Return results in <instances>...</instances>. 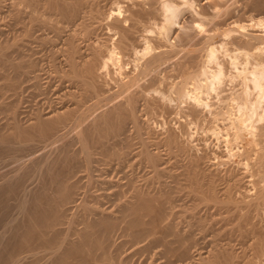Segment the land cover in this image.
I'll return each mask as SVG.
<instances>
[{"label":"bare ground","instance_id":"6f19581e","mask_svg":"<svg viewBox=\"0 0 264 264\" xmlns=\"http://www.w3.org/2000/svg\"><path fill=\"white\" fill-rule=\"evenodd\" d=\"M74 1L75 4L73 3V6H70L71 10L68 8L69 12L66 13L64 20H66V23H71L72 27L74 25L79 28L82 32V39L84 38L85 41L88 42L86 43L88 52L85 55L86 57L84 56L85 59L81 67L79 65V68L75 61L76 54L79 51L72 41L74 40L72 37L74 31H77L74 27L67 36V47L64 50L67 56V65H69L68 71H71V76L68 78H71L72 81L74 80L75 83L78 84V88H80L79 91L81 90L79 95L80 98L74 101L78 100L77 102L79 104L81 102L84 104L87 100L93 99L94 102L92 101L91 110L88 108L89 111L87 112L89 113H81L80 111L78 114L79 109L77 112L78 115H76L73 111L77 108H74V110L71 109L72 111H65L62 109V111L46 115V118H43L45 115L41 119L37 116L38 122L36 127V123L34 124V127L37 129L39 127L40 130L43 127L46 128L45 134L44 132L42 134L45 137L42 136L41 139L46 138V134H49L48 136L50 137L52 134L55 136L54 139H48L43 145L41 144L42 147H39L40 145H38V143L37 145L40 150L43 147L46 148L51 145L50 148L41 150V152L36 155H34V153H36L39 148L35 150V147H32L33 149H29L30 151L27 149L29 152L25 154V156H27L26 161L25 158L23 159L24 155L16 157L18 165L14 172L8 176L0 177V180H2V184H0V193H11L17 186L20 187L18 202L14 207L18 215L24 216L27 212L29 213V210H31V203L40 202L42 200L41 198L45 201L44 206H39V203L34 204L35 206L32 204L34 209L37 210L38 208V211L41 212L37 213L36 211L38 215L36 214L37 217L35 216V218L38 220L35 222H37L36 224L39 228L35 235H31L30 245L27 247L25 246L26 248L22 250H16V253H7V264H21L29 257L36 262L45 258L47 261L51 260L55 263H60L69 258L72 260V256L73 260H77L81 264L83 263L82 261L86 260L85 258L83 259L84 254H82V251H85V248L88 251V247L90 248L93 246H89L90 244H96V242L100 241L97 236H94L98 233L94 234L95 232L92 230L94 229L93 227L107 222V228H111L112 222L108 221V218L111 217L105 212V209H100V205L102 204L99 198L96 197V195L90 197L88 194L90 188L88 187L89 189L87 190L85 184L81 185L79 181L81 178L85 177L86 180L84 183H86V186H89L93 181L97 180L96 178L94 180L95 175L93 172L96 170V162L99 159L96 160L97 157L94 158L95 154L107 156L108 163L116 160L120 162L119 166H122V162L127 159V153L129 152L125 150L127 149L128 143L124 141L125 139H123L121 135L128 130V123L133 126L132 128L137 130L136 128L139 127V113L142 114L143 112L144 114H148L149 109L154 110L151 108L154 102L164 105L170 103L181 105L186 103L185 105L189 108V111L187 109L189 112L187 115H193V118L197 120L198 118L200 120V117L201 119L202 117H209L211 118L209 120H213V123L214 121H217L216 123L221 121L222 123L220 124H222V127H215L213 125L215 128H213L212 133L215 134L217 138H222L221 140L225 142L228 148V153L237 158L236 163H240V165L243 164L246 169L249 168L248 171L250 170L251 177H258V180L254 177V179L257 180V182H255V180L253 181L255 184L258 183L259 179L261 182L264 181V0H126V4H122L123 0H115L116 7L114 10L110 11V13L108 12V15H105L97 9L95 10L93 7L95 6V0H91V4L85 1L86 5L88 4L87 7H89V23H85V21L79 17L81 16L79 12H81V8L83 7V5L80 6L82 1L80 0V4L79 0H77V4L76 0ZM55 2L56 0H54L53 3ZM86 5H84L85 9H88ZM79 7H81L80 10ZM237 10L238 12L241 11V13L250 12L251 19L249 18V20L252 22L240 24L238 20L234 19V12L237 14ZM184 11L188 12L189 15L186 17L187 19L183 18L181 22L180 19ZM46 19L47 18H45V20ZM243 19L245 18L243 17ZM50 21L51 20H49V22ZM241 21L242 20H240V22ZM61 23L63 24V22ZM61 23L58 24L57 22V24L62 27L63 25ZM152 23L155 24V26L152 25L154 30H152L150 26ZM58 25L56 26L60 27ZM175 26L177 27L175 28ZM96 29H103L106 31L105 35L107 34V38L101 41L99 40L100 38L95 42L91 41L90 38H92V33H95L97 31ZM60 30L56 31L59 33ZM79 30L77 31L78 33H80ZM60 32L62 33V31ZM198 43L199 45L201 44L199 47H197ZM3 49H0V59L3 60V62L0 63L2 64L7 61H5L6 58L4 57L6 54H4ZM109 61L113 65L116 64L115 66H118L117 68L119 71L123 65L124 67L121 71H125L126 64L130 67L129 72L126 71L125 73L127 79H125V83L121 85L123 86V90L120 92L122 96L120 98L118 97L119 99L116 102L111 101V98H113L111 93L109 95L101 92L103 89H99L96 82L97 70L100 69V67L104 68L107 63L110 64ZM9 65L15 71L21 68L19 62H10ZM106 68L107 67H105V69ZM19 72H21V70ZM225 81L230 82H228V84L226 83L227 85L231 84L229 89H226V93L223 91ZM222 92H224V94H220ZM72 95L71 98L73 100L74 95L73 97ZM212 95H215V101H212ZM102 106L105 107L101 109L100 107ZM98 108L101 109L100 112H94ZM92 111L97 115L94 116V114L89 122H85L88 121L86 120L89 118L88 116H90L91 113L93 114ZM187 115L185 114V116ZM72 117H74L73 120L76 118L77 121H75V123L72 122V126L64 129V124ZM193 120H191V122ZM197 120H195V122ZM16 126H14V128ZM44 130L45 129H43V131ZM39 131L37 130V132ZM41 132L42 131H40V135ZM38 135L39 133L37 136ZM172 136H168L167 143L176 142L175 139L173 140L174 136ZM26 138H28V135ZM22 140L21 138V141ZM44 140L45 139L42 141ZM42 141H40V143ZM56 142H59V144ZM25 143L27 144V142ZM75 143L77 145L79 144V148L74 151L72 146H74ZM28 144L26 146H28ZM119 145H121V148L117 147ZM22 146L23 145H21V147ZM142 151L149 164H152L151 166L154 165L156 167L159 164L158 155L153 154L147 148ZM76 157H79L78 159L86 172V175H83V177H80L82 176L81 174L79 176L78 174L76 175L80 180L79 178L73 180L75 173L79 170L77 165H75L76 167L73 166ZM81 157L82 160L80 159ZM72 160H74V162H72ZM67 162L69 163L67 164ZM78 167L80 168V166ZM79 171H81V169ZM262 187L264 188V185L259 187L260 189L258 192V188L256 189V195L252 197L255 199H253L254 203H257L259 199V203H263L261 201H264V190ZM224 203L222 204L224 205ZM227 203L230 204L232 202L227 201ZM232 205L234 206V204ZM257 205L259 206L258 203ZM257 205L255 206L257 207ZM236 206H234V208ZM242 207H239L241 212ZM132 208L133 207H131V209ZM230 209L227 212H229ZM119 211L125 212V207H121ZM233 211H236V209H233ZM232 212L230 213L232 214ZM132 213L133 212H131V214ZM235 213V216H239L238 221H236L237 229L235 227L236 230L234 229V231L236 232L239 230L240 233L237 231L239 237H242V235L245 236L244 238L242 237L243 240L240 238L241 243L242 241L245 243L246 240H251L249 241L251 242L249 248L252 251L250 255L241 251L240 254L242 252L243 254H241V256L238 255L240 257L237 259H240L241 264L260 263L261 256H264V237H262V234H259L260 232L258 233V231H256L258 228L256 230L253 228L255 223L252 227L248 225L249 221L248 224H246L247 219L250 217L249 213ZM34 215L35 214H33V216ZM124 216L126 215L124 214ZM14 217L9 220L8 223L10 227H8L7 231L0 232V249L5 247L8 241L14 240V236L11 237L12 228L15 229L16 226L18 227V224L15 222L17 217ZM236 218L237 216L235 219ZM121 220L122 218L119 222H121ZM14 222L17 224L16 226L14 225L15 227L13 226V224H15ZM31 222L34 223V221ZM20 225L21 224H19V226ZM114 225L116 226V224H113V227H115ZM249 226L251 228H249ZM103 231H101L102 235L105 233ZM73 236H77L76 240L73 239ZM246 236H248L247 239ZM249 236L251 237L249 238ZM35 241L36 243L34 245ZM23 243H26L25 240ZM25 245H27V243ZM84 245H88V247ZM83 246L84 249H82ZM243 249L246 250L244 247ZM225 251H215L213 258L210 257L212 259L208 260V264H234V261L237 260L235 259L236 256L233 254L231 255V252L229 253L227 251V253ZM87 257L89 258L90 256L88 255ZM262 259H264V257ZM238 261L235 263L238 264ZM64 262L65 261L62 263ZM79 262L78 264H80Z\"/></svg>","mask_w":264,"mask_h":264},{"label":"rangeland","instance_id":"374dc122","mask_svg":"<svg viewBox=\"0 0 264 264\" xmlns=\"http://www.w3.org/2000/svg\"><path fill=\"white\" fill-rule=\"evenodd\" d=\"M81 1L82 3L80 4L79 0V4L80 6L83 5V7H79V10L81 8V12H79L81 16L79 17H81L85 23H89V7L87 6L88 4H91L92 1ZM85 1L86 3L88 1L89 3L86 5ZM53 2L54 0H0V49L5 47L3 49L4 54H6L4 58H6L5 61L7 60L3 64L0 63V140L2 141H0V177L8 176L14 172L18 165L16 157L24 155L23 159L25 158L26 161L27 156H25V154L26 152H29L32 147H35L34 149L36 150L39 147H42L48 139H54L55 136H53V134L51 137L48 136L49 134H46L47 139L43 138L45 140L42 141V134L43 132L45 134L46 128L43 127L41 130L39 127L38 129L35 128L38 122V119L36 118L37 116L41 119L45 115L43 118H46V115L48 114L62 111V109L65 111H72L74 108L77 109L73 112L78 115L80 111L81 113H86L89 109L91 110L90 107L92 101L94 102L93 99L87 100L84 104L82 102L79 104L77 102L78 100L74 101L75 99L80 98L79 95L81 90L79 91L80 88H78L79 86L74 80L72 81L71 78H68L71 76V71H68L69 65H67L68 61L64 50L67 47V36L75 26L73 25L72 27L71 23H66V20L64 19L66 13L71 10L70 8L73 6V3L75 4V1L58 0L57 2L56 0L55 3ZM77 3L78 1L76 0V4ZM94 3V9L103 12L105 15H108V12L110 13V11L114 10L116 7L115 0H95ZM123 3L126 4V0H123L122 4ZM84 5H86V8L88 9H85ZM239 12L241 13V11ZM239 12L238 10L237 14L234 12V15L236 16H234V19L238 20L240 24H243L244 22L246 24L252 22L249 20V18L251 19L250 12L241 13V16ZM183 13L182 18L180 19L181 22L183 21V18L187 19L186 17L189 15L186 11ZM243 17L245 19H243ZM45 18L47 19L45 20ZM49 20L51 21L49 22ZM240 20L242 21L240 22ZM57 22L58 24L63 22V24H61L64 28L63 26L61 27L58 25ZM54 25H58L61 28L57 26L56 28ZM152 25L155 26V24H150L151 29L154 30ZM176 27L177 26H175V28ZM54 28L56 30L61 29L60 31H62V33L60 31L58 33ZM75 28L77 31L79 30V28ZM96 30H94L96 31L95 33H92V38H90L91 41L95 42L99 38L101 41L102 39L104 40V38H107V34L105 35L106 31L103 29ZM77 31H74L72 36L74 40L72 41L79 51L77 53L79 56L76 54L75 61L78 64V67L79 65L81 67V64L86 57L85 55L88 52L86 46V43L88 42H86L84 38L82 39V32L79 30L80 33H78ZM197 45L196 46L199 47L201 44L199 45L198 43ZM9 61L15 63L19 62V64H21V68H19L21 72H19L20 70L15 71L9 65ZM0 62H3V60L0 59ZM115 65L116 64L113 65L110 62V64H106V69L105 67H100L101 70H97L96 76V82L99 89H103L101 92L104 94L110 95L111 93V96H113V98H111L112 102L118 101L122 96V94L120 95L121 90H123V86L121 85L125 83V79H127L125 73L126 71L129 72L130 68L129 65L126 64V69L125 71L122 70V72L121 69L124 65L120 68V71L117 68L118 66ZM228 82L229 81H225V87L222 86L224 87L223 91H225V93L227 92L226 89H229V86L231 85H227ZM72 94L74 95L73 100L71 98ZM220 94H224V92ZM212 96V101H215V95ZM154 103L151 105V108L154 110L149 109L148 114H144L143 112L142 114L139 113L140 117H138V126L140 128L138 127L136 128L137 130H135V128H132L133 126L128 123V130L121 135L129 146L126 145L127 149L125 150H128L127 152L129 153H127V159L125 158L126 160L122 162V166H119L120 162H117L116 160L108 163L107 156L95 154L94 158L97 157L96 160L99 159L96 162V170L93 172L95 175L94 180L95 178L97 180L93 181V183L91 182L92 184L89 186H86V183H84L86 180L85 177L81 178V180L79 177H76L77 174L78 176L81 174L82 176L80 177H83V175L85 176V169L82 167V163L78 159L79 157L74 159L75 164L73 163V166L77 165V168L79 170L81 169L82 172L78 170L79 173L78 171L75 173L73 180L79 178L81 185L85 184L87 190L90 188L88 194L90 197L96 195V197L99 198V201H101L102 204L100 205V209H105V212L111 217L108 218V221L112 222L111 228H107V222L104 221H102L104 223L99 226L97 225L93 227L94 229L92 230L95 232L94 234L98 233L94 236H97L101 242L98 241L96 244H90L89 246L93 245L90 248L88 245H84L85 247H88V251L86 248L85 251H82V254H84V256L86 255L85 257L83 256V259L85 258L86 260L82 261V264H208V260L212 259L215 251L218 250L221 252L225 250V252H231V255L233 254L236 256H234L235 259L239 258L243 252H246L248 255H250V253L252 254V251L249 248V244L251 243L249 241L251 240H246L248 236H246L245 239L247 243L242 241V244L240 238L242 239V237L244 238L245 236L242 235V237H239V230H237L239 233L234 231L239 216L236 215L237 218L235 219L236 216L234 213L236 211L235 214L249 213L250 217L247 215L249 219H247L246 224H248L249 221L248 225L252 227L255 223L253 228H255V230L258 228L256 231H258V233L260 232L259 234H262V237H264V201L261 200L263 202L261 205L259 199V201H257L259 204L258 206L257 203H254V198H252L256 195V189L258 188V192L260 189L259 187L264 185V181L261 182L259 179L260 184L259 181L255 184L253 181L255 180V182H257L258 177L254 176L257 180L254 179V177L250 176L251 172L250 170L248 171L249 168L246 169L243 164L240 165V163H236L237 158L228 153V148L225 142L221 140L222 138L219 139L220 137L217 138L215 134L212 133L213 128L222 127V124H220L222 123L221 121L218 122L219 125L216 123L217 121H214L213 123V120H209L211 119L209 117H202V119L200 117V120L199 118L197 120L193 118V115H187L189 114V108L185 105L186 103L181 105H176L175 103L167 105ZM104 107L105 106H102L100 108L102 109ZM100 108L94 112L99 113L101 110ZM94 112L93 114L90 112L91 114L88 116L89 118L86 119L88 121L85 122H89L94 114V116L97 115ZM185 114L187 116H185ZM73 118L74 117L70 120L68 119L66 121L67 123L65 122L64 129L72 126L73 123L77 121L76 118L75 120H73ZM191 120L193 121L191 122ZM195 120H197L198 123L197 121L195 122ZM14 126L16 127L14 128ZM43 129L45 130L43 131ZM37 130L42 131L41 135L40 131L37 132ZM36 133H39V135L37 136ZM25 134L28 135V138H26L27 135ZM170 135L174 136L172 137L176 142L173 141V143H167L168 136ZM21 138L23 139L22 141ZM40 141L42 142L40 143ZM25 142L31 144L26 146L27 144ZM37 143L40 145L39 147ZM56 143L59 144V142ZM21 145L23 146L21 147ZM50 146H47L46 148L43 147L41 150L49 149ZM120 146L121 145L117 147L121 148ZM78 148L79 144L77 145L75 143L74 146H72L74 151L78 150ZM145 148L159 156V164L156 167L154 165L151 166L152 164H149L144 157L142 150ZM27 149L30 150L28 151ZM41 150L39 148L34 155L40 153ZM80 159L82 160V157ZM74 160H72V162H74ZM68 163L69 162H67V164ZM78 166H80V168ZM1 181L2 180H0V182ZM0 184H2V182ZM19 189L20 187L17 186L13 189V193H0V232L7 231L8 227H10L8 222L14 216L17 217L15 222L18 224V227L15 222V224H13V226H16L15 229L12 228L11 234V237L14 236V240L8 241L6 246L2 248L3 250L0 249V264L8 263V261H6V256L10 252L16 253L30 245L31 235H35L39 228L36 224L37 222H35L38 220L35 216L37 217V213L41 212L38 211V208L37 210L34 209L33 205L38 203L39 206L45 205L44 199L41 198L42 200L40 199V202L31 203V210H29V213L27 212L28 214L26 213L27 215H18L14 207L18 202L20 193ZM262 189L264 190L263 187ZM227 201L232 203L229 204ZM222 203H224V205ZM232 204H234V206L237 204V206L234 208ZM255 205H257V207ZM121 207H125V212L119 211ZM131 207H133V210ZM239 207H242V212ZM229 209L230 211L227 212ZM233 209H236V211H233ZM131 212L133 213L131 214ZM230 212H232V214ZM33 214L35 215L33 216ZM124 214L126 216H124ZM120 217L122 218L121 222H119L121 219ZM250 220L254 222L252 223ZM31 221H34V223ZM19 224L21 225L19 226ZM113 224H116V226L114 225L115 227H113ZM250 226L249 228H251ZM101 231L105 233L102 235ZM76 237L77 236H73V239L76 240ZM250 237L251 236H249V238ZM24 240L27 245H25L26 243H23ZM35 243L36 241L34 242V245ZM84 246L82 249H84ZM243 247L246 248V250L243 249ZM241 251L243 252L240 254ZM88 255L90 256L89 258L87 257ZM263 257L264 256H261L260 258L262 261V263L260 261L261 264H264ZM30 258L31 257L28 259ZM28 259L21 264L55 263L51 260L47 261L45 258L41 259L39 262H36L32 258L30 260ZM71 259L72 260H70V258L68 260L65 259L63 260L65 261L64 263H62L63 261L60 263L65 264L67 262L66 264H78L79 261L76 260V262L73 260V256ZM236 261L239 263L241 262L240 259H237ZM236 261H234V264L237 263ZM60 263L56 262L55 264Z\"/></svg>","mask_w":264,"mask_h":264}]
</instances>
